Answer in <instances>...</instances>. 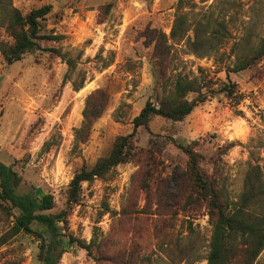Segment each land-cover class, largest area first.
I'll return each mask as SVG.
<instances>
[{"label": "rangeland", "instance_id": "rangeland-1", "mask_svg": "<svg viewBox=\"0 0 264 264\" xmlns=\"http://www.w3.org/2000/svg\"><path fill=\"white\" fill-rule=\"evenodd\" d=\"M179 1L12 0L23 14L51 4L43 33L59 36L40 40L41 49L12 64L0 51V160L21 176L20 191L51 193L52 211L69 210L64 231L88 244L95 240L92 254L68 242L59 264L208 263L213 226L207 202L191 195L188 157L171 137L202 153L201 168L221 178L231 205L244 192L250 166L264 170V58L230 72L237 96L220 91L235 56L264 36V0H182L196 3L183 10L190 30L160 64L151 39L170 36ZM218 23L226 30L217 49L194 52L196 30L203 35ZM1 42L13 38L0 11ZM178 75L204 78L216 93L183 120L154 116L141 126L138 155L84 182L69 208L75 173L108 155L148 101L158 105L173 92ZM100 106L102 113L85 126V110ZM12 225L13 216L0 210V264H42L41 241L12 236ZM254 264H264V249Z\"/></svg>", "mask_w": 264, "mask_h": 264}, {"label": "trees", "instance_id": "trees-1", "mask_svg": "<svg viewBox=\"0 0 264 264\" xmlns=\"http://www.w3.org/2000/svg\"><path fill=\"white\" fill-rule=\"evenodd\" d=\"M205 1V0H202ZM178 13L174 19L170 36L162 33L153 36V57L165 64L170 61L175 44L181 43L187 37L190 23L183 10L188 5L196 3L179 1ZM0 11L4 16L7 31L13 42H1L0 51L9 64L20 60L23 56L36 49H41L40 40L59 39L51 33H43L46 25L44 20L52 12L51 4H44L23 14L14 7L12 0H0ZM204 29V34L195 32V38L190 42L194 52L202 54L217 49L215 43L222 31L226 30L223 23L217 27ZM54 36V37H52ZM172 41V42H170ZM264 58V36L259 43L249 48L244 54L236 55L228 65V82L220 89L227 96H237L236 83L229 78L230 72L239 73L248 69ZM69 64L72 60L67 61ZM82 86L77 85L76 89ZM207 87L206 89H203ZM213 90V89H211ZM216 93L210 91L208 81L178 75L173 92L164 95L159 104L148 101L140 112L133 118V129L126 135L117 137L110 153L99 158L93 166H83L73 176L67 190V206L70 208L77 203L82 194L84 182H91L96 178H104L116 166L136 157L139 153L135 138L141 126H148L154 116H161L173 121L183 120L196 106L205 102L209 96ZM191 94L194 96L189 97ZM103 107H93L85 110L84 125L89 126L91 116L97 117ZM170 140L183 151L187 157L186 172L191 195L207 202L208 214L212 223V236L207 264H232L241 260L243 264H254L264 249V170L259 164L250 166L246 172L245 189L239 202L231 205L220 177L208 175L200 165L202 153L197 151L191 143H181L176 138ZM234 143H230L233 146ZM215 175L217 172H214ZM21 176L11 165L0 160V210L13 216L11 235L25 233L36 236L40 241L39 259L42 264H59L62 255L67 251V243H76L92 254L93 239L89 244L64 231L68 223V209L52 211L55 208L54 195L45 193L39 195L36 188L20 191ZM3 203H6L4 205ZM260 204V209L254 211ZM108 208V207H107ZM16 209V213L11 211ZM41 228H34V224ZM68 234V235H67ZM4 243L0 240V246ZM97 246H99L97 244Z\"/></svg>", "mask_w": 264, "mask_h": 264}]
</instances>
